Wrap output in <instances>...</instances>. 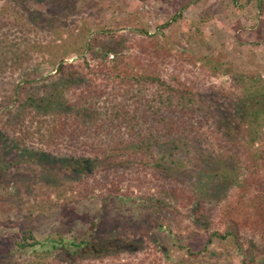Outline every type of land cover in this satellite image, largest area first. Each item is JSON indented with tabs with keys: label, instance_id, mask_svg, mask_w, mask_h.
Masks as SVG:
<instances>
[{
	"label": "trees",
	"instance_id": "1",
	"mask_svg": "<svg viewBox=\"0 0 264 264\" xmlns=\"http://www.w3.org/2000/svg\"><path fill=\"white\" fill-rule=\"evenodd\" d=\"M0 16V176L36 162L23 155L35 151L55 158L82 183L93 182L92 191L106 188L115 196L123 184L134 185L157 212L169 208L183 214L195 206L194 221L211 231L210 240L239 243L240 225L228 217L227 232L212 231L216 217L204 192L195 182L187 188L188 175L173 174L174 163L184 166L187 151L194 154L192 170L215 177L212 185L219 190L229 179L232 187L254 188L251 205L264 228V109L253 93L226 100L210 94L204 100L186 67L190 59L171 57L146 30L139 33L142 46L135 54L123 53V35L101 45L92 34L76 61L61 59L53 73L41 74L37 37L41 27L52 26L50 20L5 7ZM212 110L222 116L208 115ZM50 181L40 177L32 185L53 189L60 198L68 188ZM93 228L82 236L40 239L29 222L20 240L10 239L14 247L8 252L0 244V264H19L16 253L28 264L92 263L120 250L92 240ZM245 264L264 263L251 257Z\"/></svg>",
	"mask_w": 264,
	"mask_h": 264
},
{
	"label": "rangeland",
	"instance_id": "2",
	"mask_svg": "<svg viewBox=\"0 0 264 264\" xmlns=\"http://www.w3.org/2000/svg\"><path fill=\"white\" fill-rule=\"evenodd\" d=\"M23 3L0 0V8L5 7L11 13L16 10L20 15L35 13L40 22L50 20L51 27L46 29L40 24L38 31L42 49L36 59L41 74L53 73L61 59L76 61L92 34L99 37L101 45L115 44L123 35L126 39L123 53L135 54L142 46L139 33L146 30L155 45L164 47L171 57L190 59L185 62L186 67L204 90V100L210 94L226 100L247 92L253 93L264 109V0ZM114 55L111 53L109 58ZM208 112L212 117L221 115L213 110ZM23 155L36 162L0 176V244L6 252L14 247L8 243L10 239L20 240L29 222L40 239L51 234L82 236L96 224L92 240L97 239L102 245H118L120 250L82 264H245L251 257L264 263V228L256 223L251 205L254 188L232 187L229 179L223 180L226 186L219 190L212 185L215 177L199 176L192 170L189 157L193 153H182L185 164L174 163L173 174L188 175L187 188L195 182L204 192L205 205L216 217L212 231L227 232L232 222L226 223L228 217L240 225L239 243L210 240L211 231L194 221L195 206L182 209L183 214L169 208L157 212L150 202L139 197V187L133 185L129 189L123 184L120 194L109 196L106 188L92 191L93 182L82 183L78 175L65 170L55 158L35 151H25ZM45 169L50 171L49 176ZM40 177L56 184L63 182L61 189H68L58 198L53 189L44 191L32 185ZM227 190L231 192L229 197L224 194ZM151 193L155 194L154 187ZM171 201L178 205L175 198ZM15 257L19 264H28L18 253Z\"/></svg>",
	"mask_w": 264,
	"mask_h": 264
}]
</instances>
